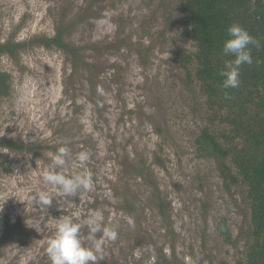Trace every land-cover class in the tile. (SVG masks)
Wrapping results in <instances>:
<instances>
[{
    "label": "rangeland",
    "instance_id": "rangeland-1",
    "mask_svg": "<svg viewBox=\"0 0 264 264\" xmlns=\"http://www.w3.org/2000/svg\"><path fill=\"white\" fill-rule=\"evenodd\" d=\"M185 21L180 0H0V44L64 30V42L90 65L34 44L0 54V70L11 75L10 96L0 97V139L23 147L0 146V264H51L55 219L75 211L83 219L90 209L119 225L99 264L244 259L245 187L226 183L195 144L204 127L225 125L208 123L189 60L196 45L181 37ZM24 90L30 100L20 106ZM65 140L73 154L92 153L94 188L54 194L40 210L31 197L54 191L42 173ZM223 219L230 243L218 230Z\"/></svg>",
    "mask_w": 264,
    "mask_h": 264
},
{
    "label": "trees",
    "instance_id": "trees-1",
    "mask_svg": "<svg viewBox=\"0 0 264 264\" xmlns=\"http://www.w3.org/2000/svg\"><path fill=\"white\" fill-rule=\"evenodd\" d=\"M180 10L186 15L181 37L192 39L196 45L189 60L196 65L194 78L205 99L208 123L225 125L223 130L204 127L195 139L197 151L200 156L216 161L226 183L245 187L250 208V242L244 259L238 264H264V0H180ZM234 22L261 39V47L253 48V64L242 67L241 85L229 89L231 99L226 100L219 73L224 60L233 57H223L221 49L227 39L226 30ZM63 33L64 30H59L54 37L36 38L26 44H0V54L13 57L18 49L34 44L69 53L74 66L78 61L90 67L77 59V49L64 42ZM10 81L11 75L0 70L1 98L10 96ZM0 146L23 148L1 139ZM218 230L230 243L232 236L226 219L219 223ZM160 259L161 264H170L166 256Z\"/></svg>",
    "mask_w": 264,
    "mask_h": 264
},
{
    "label": "clouds",
    "instance_id": "clouds-1",
    "mask_svg": "<svg viewBox=\"0 0 264 264\" xmlns=\"http://www.w3.org/2000/svg\"><path fill=\"white\" fill-rule=\"evenodd\" d=\"M226 36L221 55L233 59L224 60L219 75L223 78L221 87L225 90V99L230 100L231 94L228 90L241 85V69L244 65L253 64L252 51L253 48L261 47V39L251 35L238 22L227 28ZM255 62L260 63L259 60ZM29 100L30 93L24 90L18 95L16 103L24 106ZM69 143L67 140L62 141V146L54 153H48L51 166L43 171L42 182L51 186L54 191L38 190L31 197L40 210L52 205L54 194L77 196L94 188V174L88 168L92 153L84 149L73 154ZM80 217L81 213L75 211L71 215H62L55 219V230L47 239L46 248L51 264H99L104 260L106 244L118 239L119 225L111 221L105 223L103 210L90 209L83 219ZM85 228L86 234L83 231ZM198 261L199 258H193L190 264H198Z\"/></svg>",
    "mask_w": 264,
    "mask_h": 264
}]
</instances>
